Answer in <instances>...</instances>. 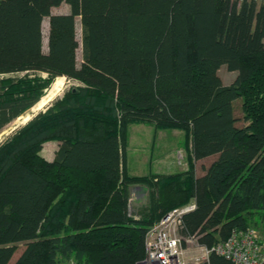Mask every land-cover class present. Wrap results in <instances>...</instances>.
<instances>
[{"label":"trees","instance_id":"16d2710c","mask_svg":"<svg viewBox=\"0 0 264 264\" xmlns=\"http://www.w3.org/2000/svg\"><path fill=\"white\" fill-rule=\"evenodd\" d=\"M59 76L77 85L0 140V264L20 242L9 264H136L147 229L190 201L180 234L208 246L264 225V0H0V129ZM141 121L185 131L186 169L128 172V125ZM214 153L196 175L193 160ZM135 185L148 200L131 211ZM202 264L236 263L210 252Z\"/></svg>","mask_w":264,"mask_h":264},{"label":"rangeland","instance_id":"374dc122","mask_svg":"<svg viewBox=\"0 0 264 264\" xmlns=\"http://www.w3.org/2000/svg\"><path fill=\"white\" fill-rule=\"evenodd\" d=\"M69 10L67 3L62 2L57 6L51 8V12H66ZM47 19L45 16L42 20L43 30V48L46 49V34H47ZM77 37L80 40V27L79 19L77 18ZM81 60L80 44L77 47V61ZM19 75L22 73H18ZM218 74L223 83H230L236 75L235 70L228 69L224 64L218 69ZM44 75V74H42ZM56 77L48 86L43 89L42 95L26 113L21 114L12 122L0 129V140L8 134L12 129L24 123L38 110L45 109L53 99L61 97L66 89L75 87L76 82L69 80L63 76L60 83ZM242 99L237 97L233 100L234 115L236 117L237 125H242L246 121L243 118ZM53 141V139H52ZM51 140L43 143L41 154L52 150L53 146L50 145ZM187 146L188 139L186 138L185 131L179 128H156L152 122L141 121L133 122L128 125L127 140L125 144V164L127 169L135 174H152V173H168L183 170L187 162ZM216 153L210 154L200 159L193 160L195 174L198 175L203 172V167L207 166L215 157ZM144 192L132 188L134 192V199L129 204V209L135 211L139 205H142L148 200V190L145 187ZM186 254L189 257L193 253H197V248L192 244L185 243ZM24 244L18 243L10 261H14L23 249ZM8 263V264H9Z\"/></svg>","mask_w":264,"mask_h":264},{"label":"built area","instance_id":"2783aa9c","mask_svg":"<svg viewBox=\"0 0 264 264\" xmlns=\"http://www.w3.org/2000/svg\"><path fill=\"white\" fill-rule=\"evenodd\" d=\"M237 4L241 0H236ZM131 191L128 206L134 199ZM194 201L176 206L155 221L145 233L146 255L142 264H202L210 252L231 259L236 264H264V225L233 229L222 241L213 245L202 244L196 235L180 234L182 214L193 209ZM131 210V209H129ZM194 245L198 250L189 259L185 257L186 246ZM55 264H77L73 258L59 260Z\"/></svg>","mask_w":264,"mask_h":264},{"label":"crops","instance_id":"0c3cea01","mask_svg":"<svg viewBox=\"0 0 264 264\" xmlns=\"http://www.w3.org/2000/svg\"><path fill=\"white\" fill-rule=\"evenodd\" d=\"M59 144H60V141L59 140H53V141L51 140L50 145L53 146L52 150L49 151V152H47V153H45V155H43V154L42 155L46 159L52 160L53 157H54V155H55L56 150L58 149ZM187 151H188L187 158L189 159V157L191 156V152H190V142H188ZM188 159H187V162H188ZM186 168H187V165H186V167L184 169H186ZM126 169H127V167H126ZM128 172H130V171L128 170ZM130 173H132V172H130ZM158 173H163V172H158ZM168 173H171V172H168ZM201 173H203V172H201ZM133 174H135V173H133ZM200 174H198V175H200ZM139 175H142V174H139ZM133 189L139 190L140 192L141 191H143V192L145 191L144 188H143V186H141V185H135L133 187Z\"/></svg>","mask_w":264,"mask_h":264},{"label":"bare ground","instance_id":"6f19581e","mask_svg":"<svg viewBox=\"0 0 264 264\" xmlns=\"http://www.w3.org/2000/svg\"><path fill=\"white\" fill-rule=\"evenodd\" d=\"M62 77H63V76H59V77H58V81H57L58 83L56 84V86L60 83Z\"/></svg>","mask_w":264,"mask_h":264},{"label":"water","instance_id":"95a60500","mask_svg":"<svg viewBox=\"0 0 264 264\" xmlns=\"http://www.w3.org/2000/svg\"><path fill=\"white\" fill-rule=\"evenodd\" d=\"M30 118V117H29ZM136 264H142V261L137 262Z\"/></svg>","mask_w":264,"mask_h":264}]
</instances>
